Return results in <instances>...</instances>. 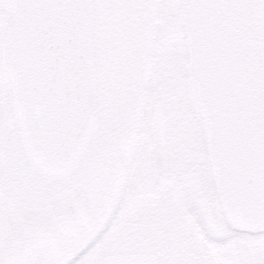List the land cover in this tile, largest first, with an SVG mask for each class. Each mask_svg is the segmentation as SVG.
I'll return each instance as SVG.
<instances>
[{
  "label": "water",
  "instance_id": "95a60500",
  "mask_svg": "<svg viewBox=\"0 0 264 264\" xmlns=\"http://www.w3.org/2000/svg\"><path fill=\"white\" fill-rule=\"evenodd\" d=\"M210 173L227 224L264 232L263 0H180ZM0 69L20 145L41 176L76 167L97 121L91 0H0ZM91 176V175H90ZM87 201L13 227L0 264H23Z\"/></svg>",
  "mask_w": 264,
  "mask_h": 264
},
{
  "label": "rangeland",
  "instance_id": "374dc122",
  "mask_svg": "<svg viewBox=\"0 0 264 264\" xmlns=\"http://www.w3.org/2000/svg\"><path fill=\"white\" fill-rule=\"evenodd\" d=\"M178 14L179 0H161L160 6L157 7L155 21L150 29L152 56L148 63L153 68L149 67V85L144 98L146 119L144 117L143 129L140 131L139 140L131 155L130 164L125 168H116L115 173L109 178L108 192L112 196L115 193L114 202L110 198L112 203L109 207L114 209L115 214L108 223L100 219L101 216L98 217L89 228L88 234L91 235L86 238L85 235L84 241H82L84 238L75 241L69 250L71 256L64 260L61 258L59 264H163L164 260L159 257L158 253L155 255V250L159 245L166 244L168 239L166 240V236L163 237L161 233L164 231V226L166 229L167 223L171 221L162 219L161 212L147 208L149 201L146 203L140 201L141 196L153 192L151 186H156L158 189L166 187L162 193L167 201L157 199L160 208L156 210L164 209L165 211L171 207L173 214H180V204L184 205L185 202L188 205L187 218L202 240L219 237L234 238L237 242L245 234L244 239L251 245L250 253L253 259L256 260L257 252L260 256L261 243L264 245V238L260 234L238 233L227 225L225 226L224 223L221 224L222 220L215 216L213 223L217 226L221 225L220 230H223L218 236L208 225L201 205L196 203V200L190 203L191 198L186 200L189 190H195L198 194L201 189L203 194L208 192L211 177L201 136L199 112L197 107L195 108V92L189 71L185 68L186 53L183 38L169 40L165 32L167 26L180 25ZM144 26L141 31L137 30V26H129L127 30H123V34L128 38L125 47L130 48L129 57L128 54L124 56L125 71L121 72V77L117 76L113 79H120V81L123 79L124 82L123 86L118 89L116 99L112 97L114 89L109 93V100L113 101L114 110H117V105L118 110L121 109L124 95L121 97L120 95L124 93L127 95L128 106L123 111L121 109V113L124 118L127 117V121L129 119L128 124L126 123L123 127L129 135L133 134L132 129L136 128L135 117L138 112V102L142 99V95L139 97V88L142 83L141 66L149 59L147 55L139 56L138 52H132L133 47L138 45L136 43L138 34L142 32L143 35L144 33L147 35L148 30ZM123 34L119 39V45L115 44L117 47L125 45L122 40ZM96 42L102 54L103 42L101 39ZM141 45L144 46L143 39H141ZM157 52L161 55L154 57ZM132 53L135 55L133 56ZM101 54L99 53V58ZM103 63L101 66L104 65ZM100 69L99 87L106 80L103 66ZM126 83H129V87H126L127 91ZM3 85L0 71V223L10 224L32 214L35 205L42 207L47 201L57 199V194L53 190L48 191L46 186L50 187V184L47 182L41 184V181L36 179L33 169L23 155L14 133L12 115ZM180 106H183L182 110H179ZM129 135H127L128 138H130ZM185 152L189 158L187 166L184 164ZM179 160L184 162L181 169L183 173H180L177 168ZM199 176L202 182L199 181ZM147 181L154 182L149 186ZM179 183L183 190L181 186L177 188L179 191L174 188ZM26 188L29 189L28 193L25 191ZM158 194L160 193H156V196ZM170 195H172V201L169 200ZM153 215L161 220L155 218L149 221L148 218H154ZM104 223H107L106 227H103ZM234 246L235 250L242 249L237 250L235 255L236 259H241L242 253L246 250L245 246L244 248L243 246L240 248V244ZM228 249L230 250V247ZM71 253L74 255L72 256ZM193 255L198 259L191 264H208L205 256H196L195 253ZM209 260H212V263L217 261L212 254ZM250 263L256 264L252 261Z\"/></svg>",
  "mask_w": 264,
  "mask_h": 264
},
{
  "label": "flooded vegetation",
  "instance_id": "af4514ba",
  "mask_svg": "<svg viewBox=\"0 0 264 264\" xmlns=\"http://www.w3.org/2000/svg\"><path fill=\"white\" fill-rule=\"evenodd\" d=\"M160 3L161 0H92L93 7H92L91 35H92V46H93V59H94L96 77H97V82H96L97 83L96 90L98 97L97 124L90 140L87 142V144L83 149L77 167L75 168L73 173L70 176H68L66 179L57 180V181L47 180L37 175V173H35V171L33 170L36 179L40 180L41 184L47 182V184L51 185L50 187L48 186L46 187L48 188V191L53 190V192L57 194V199L47 201L46 205H43L42 207L35 205L34 212L29 215L44 212L48 209V206L50 205L63 204L68 201L84 200L87 201V203H89L90 206L87 212L85 213V215L76 223H74L70 229H68L66 232H64L56 239L52 240L34 258L25 262L24 264H51V263L59 264L61 260H64L68 256L69 257L71 256L69 250L71 249V246L74 244L75 241H77L79 238H84L85 235H86L85 238L91 235L88 234L89 228L92 226L93 222L98 219V217L101 216L100 219H104L105 222L107 221L108 223L112 215L115 214L114 209H112V207H109L112 201L114 202L115 199L113 197L115 193H113L112 196L108 192L109 178L113 173H115L116 168L118 169L125 168L126 166H128V164H130L131 155H133L135 145L139 140L140 131H142L143 124L146 119L145 109H144V104H145L144 98H145V91L148 90V85H149L148 82V76H149L148 72L150 70L149 67L153 68L148 63V60L150 62V57L152 56V52H150V50H152V47L150 46L151 44L150 42L152 39V33L150 29L152 28V24L155 21L157 14V7L160 6ZM109 11H110L109 15L112 16L111 18L113 19H110V22L108 23L107 26L106 15L108 14ZM178 16L180 19V25L178 24V26H174V27L167 26L165 32L169 40H173L171 38L176 39L182 37L184 42V35L182 30L181 18H180V8H179ZM111 25L112 27H110ZM143 25H145L144 28H147L146 30H148L147 35H145V33L143 35L142 32L138 34L139 36L137 37V41H136L138 45L137 47L136 46L133 47L132 52L135 53L138 52L139 56H141L142 54L144 56L147 55L149 56V59H147L146 63L145 62L142 63L141 66L142 74L140 79L142 80V83H141V87L139 88V97L142 95V99L139 100L138 102V107H137L138 112L135 117L136 128L132 129L133 134L129 135V133L127 134L123 130L124 125L126 123L128 124L129 119L127 121V117L125 116L124 118L123 113H121V109L123 111L128 106L126 101L127 95H125V93L122 95L119 94L120 97L124 95V100L122 101L123 104L120 110H118V105L116 107L117 110H114L113 101L109 100V93L112 89L116 88V90L114 89L112 95V97L116 99V97H118V89H120L123 86V82H124L123 79L121 81L120 79H113V77L115 78H117V76L120 77L119 74L125 71V65L123 63V59L126 54H128L129 57L130 48L125 47L128 42V38L127 36L125 37V35L123 34V30L124 29L127 30L129 26H137V30L141 31L143 30ZM121 34H123L122 40L123 42H125V45H122L121 47L120 46L117 47L116 45L117 44L119 45V39L121 38ZM100 39L103 42L102 54H101V48L99 49V46L96 42ZM141 39H143L144 48L141 45ZM147 48L150 49L147 50ZM99 53L102 55L101 58H99ZM110 54L114 55V58L113 57L110 58ZM132 54L133 56L135 55L134 53ZM155 55L159 56L161 54L157 52L156 54H154V57ZM103 59L105 61V64L103 63ZM102 63L104 64L102 66L106 74V80L103 83V85L99 87V83L101 81L98 76L101 73L100 68L102 67L101 66ZM139 68H140V63H139ZM185 68L186 71L189 70L187 59H186ZM128 84L129 83H126L125 85L126 91H127L126 87H129ZM180 107L181 108L179 110H182L183 106ZM196 107H197V103L195 102V108ZM127 135H129L130 138H128ZM184 156H185V161H184L185 163L182 160L181 161L179 160L180 161L179 165H177L178 171L180 173H183L181 172V169L184 166L183 163L186 166L188 165L186 164L187 161L189 160L187 156V152H185ZM209 180L211 182V185H210V190H208V192H204L203 194L201 189L200 193L198 194L195 192V190H189V192L187 191L186 194L187 195L186 200L191 198V200H189L190 203H192L193 200H196V203L201 205V209L205 212V217L208 225L216 235L220 236L223 230H220L221 225L217 226L213 223V217L216 216V218L221 219L222 220L221 224L224 223L225 226L227 224L223 220L221 207L217 199V196L215 194L211 178ZM199 181L201 182L203 181L200 176H199ZM147 182L148 184H150L149 186H151V183H153L154 181L152 182L150 181L151 183H149V181ZM176 186H174V188L178 190L177 189L178 186L181 185L179 183ZM161 188L158 189L156 186H151V191L153 192L145 196H141L142 199L140 201L142 203H146L147 201H149L148 204L146 205L147 208H149L150 210L154 209L155 211L161 212L162 219L165 218L166 220L171 221L170 223H167L168 225L166 229L164 226V231L163 233H161L163 237L166 236V240L168 239L166 241V244L164 246L163 244L159 245L157 248L158 250L157 249L155 250V255H157L158 253L159 257L164 260L163 264H191L193 261L196 262L198 259V257H195L193 255V253H195L196 256H200V257L205 256L208 264H251L250 261L256 262V264H264L263 243H261V247H260V256L258 255L257 252V254L255 255L256 260H254L250 253L251 245L248 243L246 239H244L245 234H243L242 235L243 238L239 239L237 242L234 238L222 239L219 237L210 240H202L198 232L193 228L192 224L187 218L186 212L188 209V205L185 202L184 205L180 204L181 206L180 214H173L171 207L169 208L171 209L170 212L169 209L165 211L164 209H161L160 211L156 210L157 208L158 209L160 208L157 199L159 201H167L166 197L164 196V193H162V190L165 189L166 187H161ZM181 190H183L182 186H181ZM25 191L28 193L29 189L26 188ZM156 193H160V194L156 196ZM110 198L112 199L111 202H110ZM138 199H140V197ZM169 200L172 201V195H170ZM153 217L154 218L149 217L148 220L153 221L155 220V218L160 219L159 217H155L154 215ZM107 223L106 224L104 223L105 225H103V227H106ZM15 224H17V222L10 224L0 223V252L4 248L11 227H13V225ZM152 226L154 225L152 224ZM230 229L238 233L239 232L247 233L246 231H239L233 228ZM152 231L154 232V229ZM258 234H260L264 238V233L259 232ZM85 238L82 241H84ZM233 243L234 245L240 244V248L242 246L244 248L245 246L246 250L242 253L241 259H236L235 255L237 250H242V249L235 250L236 247L233 245ZM228 247H230V250L228 249ZM211 254L214 255L215 259L217 260L215 263H212V260H209L211 258ZM73 255L74 253L72 254V256Z\"/></svg>",
  "mask_w": 264,
  "mask_h": 264
},
{
  "label": "bare ground",
  "instance_id": "6f19581e",
  "mask_svg": "<svg viewBox=\"0 0 264 264\" xmlns=\"http://www.w3.org/2000/svg\"><path fill=\"white\" fill-rule=\"evenodd\" d=\"M108 2V1H107ZM119 2V1H118ZM100 3V2H99ZM112 4V3H111ZM99 6V5H98ZM126 6V5H125ZM132 7V6H131ZM141 7V6H140ZM145 7V6H144ZM106 8V7H105ZM125 8V7H124ZM107 9V8H106ZM112 10H115V9H112ZM102 12V11H101ZM139 12V11H138ZM109 13H110V11L108 12V14L106 15L107 16V26H108V23L110 22V19H113V18H111L112 16H110L109 15ZM117 13V12H116ZM143 13V12H142ZM113 14V13H112ZM102 17V16H101ZM105 17V16H104ZM107 26H106V28H107ZM121 26V25H120ZM110 27H112V25L110 26ZM122 45V44H121ZM113 46H115V45H113ZM115 48V47H114ZM113 49V48H112ZM111 57H113L114 58V55H112V54H110V58ZM117 57V56H116ZM119 57V56H118ZM109 58V59H110ZM112 58V59H113ZM123 58V57H122ZM125 59V58H124ZM125 62V61H124ZM109 65V64H108ZM112 67V66H111ZM121 69V68H120ZM109 70V69H108ZM110 73V72H109ZM121 74V73H120ZM119 74V76L121 77V75ZM111 76V75H110ZM108 79V78H107ZM115 90H116V88H114ZM98 98V97H97ZM108 130V129H107ZM106 130V131H107ZM106 134V133H105ZM104 134V135H105ZM114 134H115V132H114ZM107 135V134H106ZM109 137V136H108ZM117 138V137H116ZM115 139V138H114ZM116 141V140H115ZM104 147V146H103ZM108 151V150H107ZM113 151V150H112ZM110 152V151H109ZM110 157V156H109ZM110 161H112V160H110ZM107 165H109V164H107ZM106 167V166H105ZM108 168V167H107ZM99 175V174H98ZM100 178V177H99ZM106 184V183H105ZM98 194H100V193H98ZM82 228V227H81ZM87 228V227H86Z\"/></svg>",
  "mask_w": 264,
  "mask_h": 264
},
{
  "label": "trees",
  "instance_id": "16d2710c",
  "mask_svg": "<svg viewBox=\"0 0 264 264\" xmlns=\"http://www.w3.org/2000/svg\"><path fill=\"white\" fill-rule=\"evenodd\" d=\"M3 14H4V11L2 9H0V22H1V19L3 17ZM4 86V85H3Z\"/></svg>",
  "mask_w": 264,
  "mask_h": 264
}]
</instances>
